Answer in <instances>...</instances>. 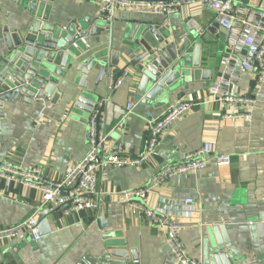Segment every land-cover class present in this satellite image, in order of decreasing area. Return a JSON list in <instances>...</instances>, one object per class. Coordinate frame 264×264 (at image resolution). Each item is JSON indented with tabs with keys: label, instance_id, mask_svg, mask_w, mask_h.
Listing matches in <instances>:
<instances>
[{
	"label": "crops",
	"instance_id": "obj_1",
	"mask_svg": "<svg viewBox=\"0 0 264 264\" xmlns=\"http://www.w3.org/2000/svg\"><path fill=\"white\" fill-rule=\"evenodd\" d=\"M241 1L250 8L264 10V0ZM38 10L49 23L61 26L101 17L98 4L91 1L0 0V43L3 27L25 29L36 20ZM189 18L201 28V34H195L201 46L199 68L191 69V78L183 86L146 105L135 92L136 84L122 76L101 109L106 135L104 154L120 147L130 157L145 155L146 112L159 117L181 101L193 103V109L159 137L155 153L146 155L140 168L108 169L106 175L98 177L95 193L88 194L89 199L98 200V211L69 213L63 207L46 204L38 218H45L49 232L44 234L37 227L40 238L34 242L0 240V264H85L104 254L108 242L119 250L133 252L138 264H177L169 256L165 228L133 216L120 203L119 193L145 186L158 170L179 162L184 154L204 143L212 144L216 153L231 156L230 165L217 167L209 162L203 170L174 176L148 195L146 206L162 220L180 226L178 236L189 258L207 264L203 256L210 236L222 243L218 230L222 226L231 246L244 257L251 256L243 264L254 261L253 228L264 222V84L249 121L224 120L222 113L227 110L210 103L208 88L218 78L227 34L209 27L214 15L204 1L186 5L172 15H141L133 7L116 9L111 18L113 43L125 27L145 22L163 30L179 46L188 37ZM105 40L103 34L101 43ZM89 85L92 88V82ZM255 85V76L245 74L235 90L246 94ZM80 92L70 78L62 81L48 99L26 105L19 97L14 104H4L0 111V163L21 171L37 168L44 179L54 181L66 168L80 162L88 150L90 117L72 110L71 104ZM97 93L99 98L104 96L103 85ZM128 102L137 106L123 123ZM41 196L37 188L18 182L8 184L0 177V229L31 217L41 204Z\"/></svg>",
	"mask_w": 264,
	"mask_h": 264
},
{
	"label": "built area",
	"instance_id": "obj_2",
	"mask_svg": "<svg viewBox=\"0 0 264 264\" xmlns=\"http://www.w3.org/2000/svg\"><path fill=\"white\" fill-rule=\"evenodd\" d=\"M85 1L98 4L104 20H110L114 11L119 8L133 7L141 15H172L193 2H206L214 15V23L209 27L215 31L223 30L227 34L226 48L220 56L218 78L208 88L211 95L210 103L227 110L222 113L224 120H251L256 96L264 84V10L250 8L241 0ZM186 26L196 34H201V28L192 19H187ZM245 74H253L256 85L249 93L240 94L235 87ZM107 78L108 89H112L113 71ZM121 78L117 80L114 88L120 85ZM136 106L137 103L134 102L126 104L123 123ZM193 107V103L181 101L170 106L159 117L146 112L144 119L147 129V153L140 157L124 155L120 147L107 155L104 154L106 135L100 102L88 119L89 138L86 155L74 166L66 168L59 179L46 180L37 168L21 171L0 163V177L8 184L18 182L26 187L37 188L42 194L41 204L35 213L16 226L0 229V240L33 242L39 240L38 212L46 204L63 207L69 213L83 210L98 211V200L88 198V194H94L96 191L98 177L106 175L108 169L140 168L147 158L146 155L155 153L159 137L176 121L187 115ZM231 161V156L216 153L212 144L204 143L199 149L184 154L179 162L168 164L158 170L145 186L119 193L120 203L127 207L133 216H140L150 223H159L165 228L168 253L177 264H202L187 256L178 236L180 226L162 220L153 209L146 206V200L151 192L174 176L203 170L209 162H213L217 167H224L229 166ZM190 202L191 200L185 201ZM168 209H172V206L169 205Z\"/></svg>",
	"mask_w": 264,
	"mask_h": 264
},
{
	"label": "water",
	"instance_id": "obj_3",
	"mask_svg": "<svg viewBox=\"0 0 264 264\" xmlns=\"http://www.w3.org/2000/svg\"><path fill=\"white\" fill-rule=\"evenodd\" d=\"M40 10L36 20L25 29H2L0 111L4 104H14L19 97L26 105L48 99L62 81L70 78L81 90L71 104L76 113L91 115L100 102L103 108L122 76L136 84L135 92L142 105L155 103L183 86L191 78V69L200 66L201 46L192 30L176 46L154 24H131L122 30L114 45L112 19L85 18L61 26L49 23ZM103 34L104 44L101 43ZM111 71L114 79L112 89H108L107 77ZM101 85L104 96L99 98L97 92ZM38 228L44 234L49 232L43 216L38 218ZM218 230L222 243L210 236L203 256L207 264H243L251 258L231 246L224 227L219 226ZM253 232H256V239L251 243L255 248L254 261L248 264H264V222L256 224ZM104 251L85 264H138L133 252L119 250L113 243L108 242Z\"/></svg>",
	"mask_w": 264,
	"mask_h": 264
}]
</instances>
